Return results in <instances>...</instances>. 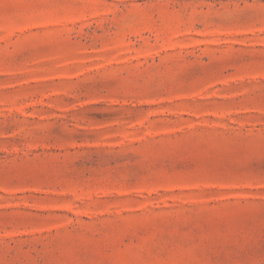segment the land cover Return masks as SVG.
<instances>
[{
	"label": "rangeland",
	"instance_id": "1",
	"mask_svg": "<svg viewBox=\"0 0 264 264\" xmlns=\"http://www.w3.org/2000/svg\"><path fill=\"white\" fill-rule=\"evenodd\" d=\"M0 264H264V0H0Z\"/></svg>",
	"mask_w": 264,
	"mask_h": 264
}]
</instances>
